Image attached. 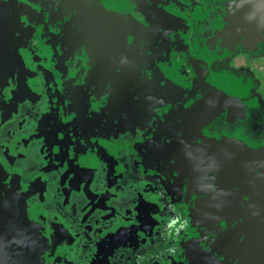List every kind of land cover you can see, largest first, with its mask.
Returning <instances> with one entry per match:
<instances>
[{"label": "flooded vegetation", "instance_id": "af4514ba", "mask_svg": "<svg viewBox=\"0 0 264 264\" xmlns=\"http://www.w3.org/2000/svg\"><path fill=\"white\" fill-rule=\"evenodd\" d=\"M2 2L0 161L68 230L54 264H264V11Z\"/></svg>", "mask_w": 264, "mask_h": 264}, {"label": "water", "instance_id": "95a60500", "mask_svg": "<svg viewBox=\"0 0 264 264\" xmlns=\"http://www.w3.org/2000/svg\"><path fill=\"white\" fill-rule=\"evenodd\" d=\"M251 8L254 15L256 11L263 12L264 0H251ZM7 38V31L0 28V56L9 45L13 46L12 41L5 44ZM4 64L5 58H0L2 72ZM3 76L0 72V82ZM14 171L9 177L0 161V264H54L57 258L60 262L68 261V244L72 242L66 238L68 230L60 220H52L51 214L32 217V212H25L31 190L24 187L22 174Z\"/></svg>", "mask_w": 264, "mask_h": 264}]
</instances>
